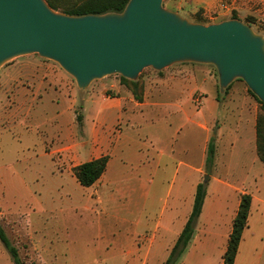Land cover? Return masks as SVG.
Wrapping results in <instances>:
<instances>
[{"label": "crops", "instance_id": "1", "mask_svg": "<svg viewBox=\"0 0 264 264\" xmlns=\"http://www.w3.org/2000/svg\"><path fill=\"white\" fill-rule=\"evenodd\" d=\"M193 2L211 7L216 0ZM209 65L183 62L167 68L156 79L154 101L135 100L116 81L111 86L120 94L84 98L91 137L72 148L87 157L79 164L109 156L103 175L85 187L101 201L130 210L134 216L129 220L130 232L119 237L122 245L105 252L111 241L99 243L100 252L108 258L125 255L124 264H164L192 212L214 138L215 159L202 212L187 250L176 264H223L241 193H250L252 204L235 264H264V234L256 229L257 221L264 217V162L257 143L259 101L236 83L220 105L219 79L210 73ZM47 70L51 79L64 78L51 64ZM7 71L17 68L11 65ZM151 93L148 88L146 94ZM218 112L222 123L213 131ZM0 115L12 121L17 113ZM13 129L20 132L16 125ZM243 154L249 161L241 163L239 171L232 161Z\"/></svg>", "mask_w": 264, "mask_h": 264}, {"label": "rangeland", "instance_id": "2", "mask_svg": "<svg viewBox=\"0 0 264 264\" xmlns=\"http://www.w3.org/2000/svg\"><path fill=\"white\" fill-rule=\"evenodd\" d=\"M58 1L62 6L55 10L65 12L66 7L82 0ZM163 5L190 21L203 24L236 16L264 35V0H216L211 7L197 5L193 0H164ZM50 64L64 78L51 79L47 74ZM11 65L17 68L16 72L7 71ZM208 67L218 80L216 68ZM167 68L142 71L137 79L141 99L136 97L133 86L118 74L94 80L81 92L74 78L58 63L37 54L17 57L0 69V96H3L0 114L17 113L12 121L0 115V131L5 129L4 136H0V221L18 248L23 264H124L125 255L108 258L100 252L99 243L111 241L105 245V252L122 245L119 237L130 232L129 220L134 216L130 210L115 209L106 200L101 201L97 193L77 181L75 165L87 157L72 147L91 137L84 116V98L98 93L106 97L116 95L118 90L111 86L116 81L135 100L154 101L156 79ZM236 83L250 93L241 79H236L228 91ZM148 88L152 93L147 95ZM226 94H222L220 105L225 104ZM201 99H198L200 104ZM257 103L258 119H262L264 131V109ZM56 114L61 115L52 120L51 116ZM78 115L83 117L82 124ZM221 117L218 112L212 123L213 131L221 125ZM14 125L20 132L13 129ZM245 160L248 163V157L243 154L233 159L232 165L240 171ZM212 169L213 166L209 172L204 170L201 182L206 185L204 176L211 174ZM256 229L257 233L264 234V217L257 221ZM0 264H15L1 240Z\"/></svg>", "mask_w": 264, "mask_h": 264}, {"label": "water", "instance_id": "3", "mask_svg": "<svg viewBox=\"0 0 264 264\" xmlns=\"http://www.w3.org/2000/svg\"><path fill=\"white\" fill-rule=\"evenodd\" d=\"M163 3L129 0L121 12L75 15L55 10L47 0H0V69L37 54L58 63L83 92L114 74L137 80L146 68L210 64L221 93L242 79L264 103L262 33L238 18L193 22Z\"/></svg>", "mask_w": 264, "mask_h": 264}, {"label": "trees", "instance_id": "4", "mask_svg": "<svg viewBox=\"0 0 264 264\" xmlns=\"http://www.w3.org/2000/svg\"><path fill=\"white\" fill-rule=\"evenodd\" d=\"M49 4L54 8L58 9L61 3L58 0H47ZM129 0H82L81 2L66 7L64 11L69 14L84 15V14H102L109 11L121 12L125 8ZM236 18V16H233ZM217 71V70H216ZM218 74V73H217ZM124 82L131 84L136 93V97L141 99V94L138 93L139 83L138 80H131L121 76ZM242 80V79H241ZM231 84L224 93L228 92ZM250 93L254 95L262 108L264 109V103L260 100L252 90ZM223 93L218 91L217 98L220 100ZM78 121L82 124V116L78 115ZM257 142H258V153L261 160L264 162V131L262 130V119L259 118L257 122ZM215 143L214 138L211 139L208 147L206 168L207 171L211 169L215 159ZM109 156L104 155L99 158L85 161L75 167V175L78 182L82 186L93 185L106 171ZM207 193V186L204 182H200L197 186L195 200L192 212L176 242L169 257L166 259L164 264H176L179 262L187 250V247L194 235L197 220L202 212L203 203ZM252 195L250 193H241V201L236 216L233 219L232 230L228 240V246L224 254L223 264H235V259L239 250L240 242L243 236L245 228L249 224V215L251 211ZM0 240L3 242L5 247L10 252L15 264H23V260L19 254L18 248L8 238L4 227L0 221Z\"/></svg>", "mask_w": 264, "mask_h": 264}, {"label": "built area", "instance_id": "5", "mask_svg": "<svg viewBox=\"0 0 264 264\" xmlns=\"http://www.w3.org/2000/svg\"><path fill=\"white\" fill-rule=\"evenodd\" d=\"M225 4H222V6H224Z\"/></svg>", "mask_w": 264, "mask_h": 264}]
</instances>
